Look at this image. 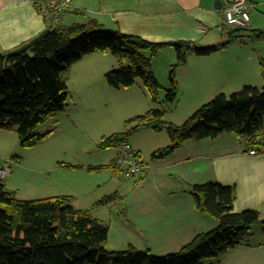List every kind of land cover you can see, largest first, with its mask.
Listing matches in <instances>:
<instances>
[{"label":"trees","instance_id":"16d2710c","mask_svg":"<svg viewBox=\"0 0 264 264\" xmlns=\"http://www.w3.org/2000/svg\"><path fill=\"white\" fill-rule=\"evenodd\" d=\"M40 1L33 0L36 5ZM223 26L226 40L200 47L184 41L150 42L105 28L93 18L70 25L57 23L16 48L0 51V128H15L23 146L41 142L45 134L34 131L37 125L65 107L68 92L63 73L81 57L94 52H108L124 63L104 73L110 86L130 87L139 78L150 99L159 104L161 87L151 61L162 48L172 46L176 60L169 66L163 99L173 102L179 91L175 72L186 64L188 54L208 55L236 39H264V29ZM144 51L149 54L146 56ZM259 70L264 78L263 59ZM124 124L123 131L103 136L97 147L117 146L118 153L120 143L130 134L148 128L165 131L169 140L166 146L149 154L153 159L164 158L187 140L215 139L227 133H233L247 149L264 153V84H246L228 95L218 93L181 124L167 122L162 108L150 109ZM137 155L145 166L142 155ZM183 190L197 209L216 220V225L196 235L177 252L153 255L148 248L142 250L132 244L122 250L108 249L107 227L89 211L74 208L72 197L59 194L19 199L4 189L0 176V264H204L245 241L253 225L259 223L264 228V214L233 209V186L210 181L186 185ZM118 196L116 192L107 194L93 207L106 205Z\"/></svg>","mask_w":264,"mask_h":264},{"label":"crops","instance_id":"0c3cea01","mask_svg":"<svg viewBox=\"0 0 264 264\" xmlns=\"http://www.w3.org/2000/svg\"><path fill=\"white\" fill-rule=\"evenodd\" d=\"M224 5L225 0H72L59 23H84L93 18L105 28L150 42L184 41L200 47L211 46L226 40L221 12ZM51 26L33 0H0V51L16 48ZM247 27L264 29V0H254ZM230 46L236 49L230 52ZM162 52L176 60L172 46L162 48L156 56H161ZM99 53L87 54L76 62L81 64L86 57V64L99 58L106 63L105 57L100 55L104 53ZM261 59L264 60V39H236L226 48L208 55L188 54L186 64L175 72L179 91L189 92L188 101L193 102V93L196 98L198 93L200 96L205 93L209 98L214 93H222L220 91L234 92L246 84L260 87L264 84L259 70ZM147 129L137 132H147ZM168 142V138L163 137L149 150L147 159L142 156L146 161L143 173L132 181L118 182L114 188L106 181L107 188L103 190L100 187L87 190L83 187L85 178H78L77 186L68 192L54 191L50 195H69L74 208L89 211L100 224L102 217L107 216L109 223L104 226L107 227L108 249L122 250L132 244L138 249L148 248L153 255L177 252L196 235L216 225L212 216L195 207L191 196L183 190L186 185L213 181L233 186L235 211L251 209L264 214V153L250 154L251 149L233 133H227L215 139L187 140L164 158H149L154 149ZM133 148L140 153V148L135 145ZM113 192L123 197V209L130 225L119 215L115 199L102 211L91 214L94 204ZM86 199L97 200L89 206L78 204ZM204 264H264V228L259 223L253 225L245 241L218 258L205 260Z\"/></svg>","mask_w":264,"mask_h":264},{"label":"rangeland","instance_id":"374dc122","mask_svg":"<svg viewBox=\"0 0 264 264\" xmlns=\"http://www.w3.org/2000/svg\"><path fill=\"white\" fill-rule=\"evenodd\" d=\"M228 49L232 52L236 48L230 46ZM144 54L147 56L149 53L144 51ZM100 55L105 57L106 63L103 58H99L98 61L86 64L87 58L84 57L81 64L74 62L63 73L68 92L65 107L37 125L34 131L45 134L41 142L33 146H23L15 128H0V167L7 168L6 174L1 177L4 189L12 192L17 198L38 199L53 196L50 194L54 191L68 192L70 188L77 186L75 182L78 178H85L83 187L87 190L98 187L103 190L107 188L106 181L112 183L113 188L118 182L132 181L133 178H123L117 169L116 171L112 168L111 160L118 147L99 149L97 144L100 139L123 131L125 120L154 108L164 110V119L167 122L181 124L201 104L219 93H214L209 98L205 93L201 96L198 93L196 98V93H193L194 101L190 102L189 92L178 91L173 102H166L163 97L164 89L168 86V66L175 59L162 52L161 56H156L151 61L154 76L161 87L158 104L150 99L139 78H136L135 84L130 87L110 86L104 73L118 69L124 63L108 52ZM191 67L193 68L192 65ZM85 68H88L86 73ZM220 92L228 95L232 91ZM145 131L147 132H134L126 140L132 147L135 145L140 148V153L147 159L149 150L167 135L165 131ZM122 199L120 194L115 198V208H119V215L122 214L124 222L130 225L131 221L123 209L125 207ZM94 200H80L78 204L89 206ZM103 207L105 205L93 207L91 214L102 211ZM102 218V224L107 225L108 217L104 215Z\"/></svg>","mask_w":264,"mask_h":264},{"label":"built area","instance_id":"2783aa9c","mask_svg":"<svg viewBox=\"0 0 264 264\" xmlns=\"http://www.w3.org/2000/svg\"><path fill=\"white\" fill-rule=\"evenodd\" d=\"M71 4L72 0H41L37 7L45 21L55 25L60 22L61 16ZM253 5L254 0H225V5L221 8L223 24L247 26ZM249 153L255 154L257 151L251 149ZM143 163V159L137 155L127 140L120 143L119 151L112 161L113 167L123 178L139 177L144 170ZM6 172V167H0V176H4Z\"/></svg>","mask_w":264,"mask_h":264},{"label":"water","instance_id":"95a60500","mask_svg":"<svg viewBox=\"0 0 264 264\" xmlns=\"http://www.w3.org/2000/svg\"><path fill=\"white\" fill-rule=\"evenodd\" d=\"M214 7H217V6L214 5ZM218 7H219V6H218ZM218 7H217V8H218Z\"/></svg>","mask_w":264,"mask_h":264}]
</instances>
